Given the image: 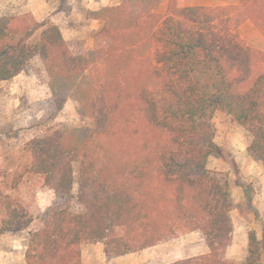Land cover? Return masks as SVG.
I'll return each mask as SVG.
<instances>
[{"label":"trees","instance_id":"16d2710c","mask_svg":"<svg viewBox=\"0 0 264 264\" xmlns=\"http://www.w3.org/2000/svg\"><path fill=\"white\" fill-rule=\"evenodd\" d=\"M160 1L120 0L88 11L100 23L90 49L30 12L0 16V80L38 57L51 94L47 107L72 99L93 121L26 143L24 172L40 175L57 201L29 232L19 264H81L88 241H102L112 257L190 231L201 233L207 251L165 264H260L254 231L243 261L224 256L233 232L229 184L207 161L217 151L216 106L249 133L247 151L264 168V51L235 34L248 21L264 38V0H167L165 13L157 10ZM0 211V233L29 222L9 197L0 199Z\"/></svg>","mask_w":264,"mask_h":264},{"label":"rangeland","instance_id":"374dc122","mask_svg":"<svg viewBox=\"0 0 264 264\" xmlns=\"http://www.w3.org/2000/svg\"><path fill=\"white\" fill-rule=\"evenodd\" d=\"M55 4L53 12L44 11L43 18L38 21H49L55 14L57 26L65 40L81 41L84 48L93 45L91 30L92 19L87 12L103 6L117 5L120 0H45ZM182 6L236 4L238 0H178ZM167 0H161L157 10L165 13ZM15 12L0 6L1 15H16ZM42 14V13H41ZM237 40L245 45L264 51V38L248 21L235 29ZM37 33L35 34V36ZM91 43L87 44L88 41ZM47 76L38 57L18 75L0 80V199L9 197L20 203L27 211L28 224L15 231L0 233V264H19L23 262L28 235L41 226L43 214L57 201L54 191L49 188L40 175L24 172L29 160L26 143L34 136L49 133L61 125L92 127L91 117H83L78 113V103L67 99L62 108L47 107L50 98ZM213 140L217 146L215 155L207 161V167L223 174L229 184L232 208L230 216L233 223L231 242L224 251L226 258L243 261L247 256L248 233L254 231L261 239L263 255L260 264H264V195L257 190L261 183L255 174H243L241 160L245 157L243 147L250 141L249 133L233 117L218 107L211 111ZM249 154V153H248ZM250 155V154H249ZM251 156V155H250ZM252 157V156H251ZM258 178V179H257ZM77 184H73L74 194ZM73 209H79L76 202ZM1 219V211H0ZM100 245V264H165L191 254L206 252L205 241L199 231L179 234L177 237L141 250L123 255L108 257L104 252L102 241H88L81 249L91 244ZM87 250H85L86 252ZM97 264V263H95Z\"/></svg>","mask_w":264,"mask_h":264},{"label":"crops","instance_id":"0c3cea01","mask_svg":"<svg viewBox=\"0 0 264 264\" xmlns=\"http://www.w3.org/2000/svg\"><path fill=\"white\" fill-rule=\"evenodd\" d=\"M55 4H48L45 0H0V6L4 9L17 11V12H31L36 18L40 17L43 18L44 11L48 13L49 7L50 10L53 12ZM42 13V14H41ZM55 14L50 16V19L57 24V20L55 19ZM91 21V30L97 28L98 21L97 20H90ZM63 34V32H62ZM90 44L91 41L89 40L87 44ZM243 151L247 150V145L243 147ZM241 169L243 174L248 173L255 174V178L259 177L261 180L259 184L256 185L257 190H261V193L264 195V168L261 163L255 159H253L247 152L245 157L241 160ZM258 179V178H257ZM84 245V244H83ZM100 245L99 243L91 244L90 247H86L84 250L81 249V264H100ZM85 250H87L85 252ZM204 253V252H200ZM195 254H191L188 256H192ZM198 255V254H197ZM187 257V256H186ZM182 258V257H181Z\"/></svg>","mask_w":264,"mask_h":264}]
</instances>
